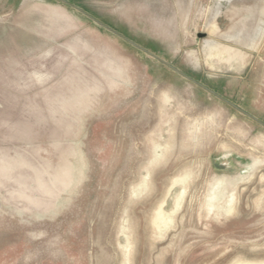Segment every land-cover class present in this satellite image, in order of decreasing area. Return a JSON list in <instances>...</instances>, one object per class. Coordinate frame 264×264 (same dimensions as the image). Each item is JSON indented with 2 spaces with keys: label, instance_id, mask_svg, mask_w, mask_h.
<instances>
[{
  "label": "rangeland",
  "instance_id": "rangeland-1",
  "mask_svg": "<svg viewBox=\"0 0 264 264\" xmlns=\"http://www.w3.org/2000/svg\"><path fill=\"white\" fill-rule=\"evenodd\" d=\"M264 121V0H67ZM0 264H264V128L58 0H0Z\"/></svg>",
  "mask_w": 264,
  "mask_h": 264
},
{
  "label": "water",
  "instance_id": "water-1",
  "mask_svg": "<svg viewBox=\"0 0 264 264\" xmlns=\"http://www.w3.org/2000/svg\"><path fill=\"white\" fill-rule=\"evenodd\" d=\"M58 1L68 5L69 7L73 8L74 10L78 11L79 13H81L82 15L87 17L89 20H91L93 23H95L99 27L105 29L106 31H108V32L112 33L113 35L119 37L120 39H122L123 41H125L128 44L132 45L133 47H135V48L139 49L140 51L146 53L147 55H149L153 59L157 60L158 62L162 63L163 65H165L166 67L171 69L176 74H178L181 77H183L184 79L194 83L198 87L204 89L205 91H207L211 95L215 96L216 98H218L222 102L226 103L227 105H229L230 107H232L233 109L238 111L240 114H242V115L246 116L247 118L253 120L254 122H256L257 124H259L260 126H262L264 128V121H262L261 119L257 118L256 116L252 115L251 113L247 112L246 110H244L243 108L239 107L238 105H236L235 103L231 102L230 100L224 98L223 96H221L220 94H218L214 90L210 89L209 87H207L204 84L200 83L199 81L195 80L193 77L189 76L188 74H186L185 72L181 71L180 69L174 67L173 65H171L167 61L163 60L159 56L155 55L154 53L150 52L149 50H147L144 47L140 46L139 44L135 43L134 41H132L131 39H129L125 35L121 34L120 32L116 31L112 27L108 26L104 22L100 21L99 19H97L94 16H92L91 14H89L87 11H85L80 6L74 4V3L70 2V1H67V0H58Z\"/></svg>",
  "mask_w": 264,
  "mask_h": 264
}]
</instances>
